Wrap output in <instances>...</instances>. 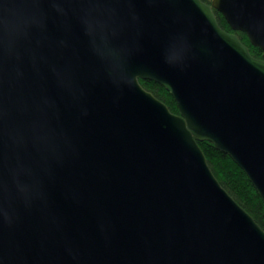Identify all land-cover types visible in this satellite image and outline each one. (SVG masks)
<instances>
[{
	"label": "water",
	"instance_id": "obj_1",
	"mask_svg": "<svg viewBox=\"0 0 264 264\" xmlns=\"http://www.w3.org/2000/svg\"><path fill=\"white\" fill-rule=\"evenodd\" d=\"M264 0H0V264H264ZM159 84L172 113L138 80Z\"/></svg>",
	"mask_w": 264,
	"mask_h": 264
},
{
	"label": "trees",
	"instance_id": "obj_2",
	"mask_svg": "<svg viewBox=\"0 0 264 264\" xmlns=\"http://www.w3.org/2000/svg\"><path fill=\"white\" fill-rule=\"evenodd\" d=\"M201 1L205 3L210 2V0ZM213 13L222 30L234 33L240 42L247 47L252 57L264 60V53L259 48L251 46L243 32L231 30L219 12L213 10ZM138 82L144 90L150 92L156 99L165 104L170 112L177 113V108L173 99L159 84L141 79H139ZM197 144L206 159L208 167L220 186L253 218L258 226L264 230V205L245 174L226 154L216 150L210 142L202 141L197 142Z\"/></svg>",
	"mask_w": 264,
	"mask_h": 264
}]
</instances>
